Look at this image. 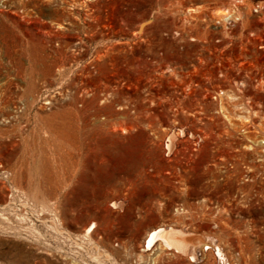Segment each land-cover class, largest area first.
<instances>
[{
    "label": "rangeland",
    "instance_id": "1",
    "mask_svg": "<svg viewBox=\"0 0 264 264\" xmlns=\"http://www.w3.org/2000/svg\"><path fill=\"white\" fill-rule=\"evenodd\" d=\"M216 246L264 264V0H0V264Z\"/></svg>",
    "mask_w": 264,
    "mask_h": 264
},
{
    "label": "bare ground",
    "instance_id": "2",
    "mask_svg": "<svg viewBox=\"0 0 264 264\" xmlns=\"http://www.w3.org/2000/svg\"><path fill=\"white\" fill-rule=\"evenodd\" d=\"M144 29V28H143ZM142 31V30H141ZM190 137H192V134H190ZM170 141V140H169ZM168 147L170 148V145H168ZM94 225V223L92 224ZM94 227V226H93ZM92 232L91 228L87 229L86 231V236L88 238H90V233ZM160 238L162 239L164 245L167 248H173L176 247V249H179V247L174 243V240L176 237H174L173 235H168L167 231L165 229H159V230H155L153 231L151 234H149L148 236V241L146 242L147 247L150 248L152 246V244L154 243V241ZM218 253V255L222 258H225V256L223 255V253L220 251V248L218 246H216L215 248V253ZM216 255V254H215ZM76 264V263H75Z\"/></svg>",
    "mask_w": 264,
    "mask_h": 264
},
{
    "label": "built area",
    "instance_id": "3",
    "mask_svg": "<svg viewBox=\"0 0 264 264\" xmlns=\"http://www.w3.org/2000/svg\"><path fill=\"white\" fill-rule=\"evenodd\" d=\"M215 254H216V256H217L218 264H228L226 258H222V257H220V256L218 255L217 252H216Z\"/></svg>",
    "mask_w": 264,
    "mask_h": 264
}]
</instances>
